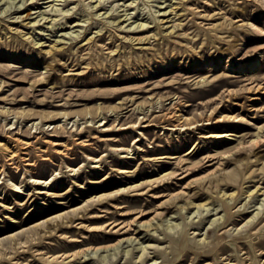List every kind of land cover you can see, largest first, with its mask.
Returning a JSON list of instances; mask_svg holds the SVG:
<instances>
[{
	"label": "rangeland",
	"instance_id": "rangeland-1",
	"mask_svg": "<svg viewBox=\"0 0 264 264\" xmlns=\"http://www.w3.org/2000/svg\"><path fill=\"white\" fill-rule=\"evenodd\" d=\"M52 1L33 5L0 0V264H73L69 259L49 263L48 258L119 239L120 246L89 252L86 257L93 258L85 264L117 259L151 264L152 259L142 262L137 257L147 243L161 246L155 257L158 264H173L181 249L180 257L189 253L186 264L194 257L195 264H212L219 254L198 259L220 237L228 245L217 264L230 255L255 258L253 248L239 243H250L251 220L264 216V187L258 190L264 186V0H177L180 11L188 8L172 20L164 9L174 0H103L104 8L91 7L99 0ZM50 3L64 10H52ZM67 10L77 19L63 29L62 24L52 27L53 18ZM126 10V29L144 22L147 29L161 30L158 39L134 45L125 41L120 52L105 49L92 58H80V46H88L86 51L97 46L69 34H85L87 29L95 36L101 29L103 42L109 43L115 29L108 20L119 22L121 14L124 20ZM205 10L219 13L206 18L201 16ZM95 12L99 14L91 18ZM223 14L232 19L228 27L223 26ZM37 16L40 20L32 25ZM80 16L87 20L80 21ZM82 21L86 26H74ZM8 25L21 32H8ZM124 33L115 45H121ZM56 42L65 47L62 54L45 51L48 43ZM224 88L229 93L219 95ZM101 121L105 125L98 126ZM220 133L225 136H217ZM118 147L129 148V153ZM219 161L226 163L220 170L232 168L234 174L211 183ZM54 174L46 188L28 180ZM8 180L21 183L25 193L11 188ZM186 184L191 193L159 208L168 194ZM39 188L48 192L39 193ZM249 188L256 189L252 193ZM187 197L195 203L182 205ZM157 209L163 212L153 221L156 225L138 229L136 218L147 221ZM122 221L133 222L131 229L114 232ZM262 230L254 241L264 239V225ZM40 232L47 234L40 237ZM205 235L209 243L202 244L199 237Z\"/></svg>",
	"mask_w": 264,
	"mask_h": 264
},
{
	"label": "bare ground",
	"instance_id": "bare-ground-1",
	"mask_svg": "<svg viewBox=\"0 0 264 264\" xmlns=\"http://www.w3.org/2000/svg\"><path fill=\"white\" fill-rule=\"evenodd\" d=\"M22 1V0H21ZM24 2H25V0H23ZM27 2L29 1L30 3H32L33 5L34 4H39L40 2L39 1H41V0H26ZM47 1H52V0H47ZM65 1H70L71 2V0H65ZM73 1V0H72ZM95 2L97 1V0H94ZM108 1V0H107ZM6 2V1H5ZM52 2H54V1H52ZM56 2V1H55ZM58 2H60V1H58ZM181 2H183V1H181ZM61 3V2H60ZM133 3V2H132ZM131 3V4H132ZM176 3H177V0H174V1H172V2H170V3H168L166 6H165V9H164V14L165 15H167V12L169 11V13H168V16L170 17L171 15H172V17H171V20L173 19V18H176V16L177 15H180L181 14V12L182 11H184V10H186L188 7L185 5V6H182V8H181V11H180V9H178L177 8V5H176ZM21 4V3H20ZM51 4L52 3H50V6H51ZM65 4V3H64ZM107 4V3H106ZM131 4H129V5H131ZM12 5V4H11ZM10 5V6H11ZM55 4L53 3L52 4V10L54 9H60V10H62L63 8H58V7H55L54 6ZM59 5V4H58ZM90 5V4H89ZM97 5L98 6H101V8H104L105 7V4H104V1L103 0H99L98 1V3H96V5H92V3H91V7L92 8H95V6H96V8H97ZM126 6H129L128 4H125ZM36 6V5H35ZM49 6V5H48ZM67 6V5H66ZM120 6V5H119ZM123 6V5H122ZM3 7V6H2ZM19 7V6H18ZM17 7V8H18ZM90 7V6H89ZM162 7V6H161ZM21 8V7H20ZM99 8V7H98ZM100 8V9H101ZM113 8V7H112ZM126 7H124V9H125ZM4 9V8H3ZM89 9V8H88ZM119 9V8H118ZM117 9V10H118ZM64 10V9H63ZM66 10V9H65ZM127 10H128V7H127ZM127 10L126 11H124V14H126V17L124 18V20H121L122 19V16H123V14H121L120 16H119V22H117L116 21V23H115V21L113 20V21H110V20H108L109 21V23L112 25V27H114V36H113V39H112V41L111 42H103L104 41V39H105V37L104 36H106L102 31H101V29L100 30H97V31H95L97 34L94 36L93 34L92 35H90V32L88 31L87 32V29H86V31H85V34H81L80 32H74L73 30V32L74 33H76L75 35H73V34H69V36L70 37H75L76 39H78L80 36H81V38H80V40H78V41H83V40H87V41H85L84 43H91L92 45H96L97 47L95 48V49H93V46H91V48L93 49H90V50H85V49H87V48H89L88 46H87V48L85 47V46H80V48L78 49V51L76 52V53H79L78 55H79V57L80 58H82L83 57V60L85 59L84 57H86L85 55L86 54H89V57H87V58H92L94 55H98V53H101V52H103L105 49H109L108 50V53H114V51H116L117 49H119V51L118 52H120V50H122V47L123 46H125L127 43L125 42V41H128L130 44H132V45H134V43H146L145 41L146 40H151V38H154L155 40L156 39H158V37H159V35L162 33L161 32V30L159 29H151V28H146L145 27V23L144 22H137V26H134V28H132V24H130V27H129V29H126L125 27H127V26H125V23H123L125 20H127L128 19V14H130V13H128L127 12ZM4 12H5V10H3ZM9 10H7L6 12H8ZM107 11V10H106ZM32 12V11H31ZM44 12H46V11H44ZM68 12V10L67 11H63L62 13H60V14H62L61 16L62 17H58V18H53L52 19V17H51V19H49L48 21L50 22L51 20H53V21H51L52 22V24H51V26L53 25H57V24H62V26H61V29H63V27L65 26V27H67L65 24L69 21L70 22V20L71 19H73V20H75V19H77V16L76 15H74V13L75 12H73L72 14H70V13H67ZM121 12V11H120ZM191 12V11H190ZM195 12V11H194ZM201 12L202 11H198V13L199 14H201ZM205 12H206V10H205ZM41 14H44L43 12H40ZM101 13V12H100ZM103 13V12H102ZM101 13V14H102ZM104 13H106L105 11H104ZM217 13H219V11H217V12H214V13H211L210 11H208V12H206V13H203V14H201V16H203V17H206V18H213ZM94 14H99L98 12H95V13H92V15L90 16L91 18L93 17V15ZM113 14V13H112ZM11 15V14H10ZM17 15V14H16ZM20 15V14H19ZM90 15V14H89ZM9 16V15H8ZM118 16V15H117ZM137 16V15H136ZM223 16V18L225 19V22H226V24H224L223 26L224 27H228L231 23H232V19H228L224 14L222 15ZM15 17H17V18H19L20 16H15ZM45 17V15L43 16V18ZM64 17H66V19H65V21H61V19L62 18H64ZM11 18H12V16H11ZM16 18V19H17ZM37 18H38V16H37ZM40 18H41V16H40ZM42 18V19H43ZM48 18H49V16H48ZM88 18H89V16H88ZM100 18H101V16H100ZM99 18V19H100ZM16 19H14V20H12V21H14V22H19L20 20H16ZM79 19H80V21L81 20H84V21H86L87 19H82V16H80L79 17ZM79 19H78V21H79ZM156 19V18H155ZM40 19L38 18L37 20H34V21H32V25H36V23H37V21H39ZM169 20V19H168ZM168 20H166V23L168 22ZM170 20V21H171ZM47 20H45V22H46ZM155 21H157V19L155 20ZM159 21V20H158ZM50 22V23H51ZM160 22V21H159ZM38 23H41V22H38ZM91 23H92V21H91ZM123 23V24H122ZM133 23V22H132ZM180 23L181 22H179V23H175V24H172L171 26H172V29L170 30V32H167L166 33V35H168V33H171L173 30H174V28L176 27V26H180ZM43 24V23H42ZM46 24V23H45ZM90 24V23H89ZM88 24V25H89ZM164 24V23H163ZM27 25V24H26ZM40 25V24H39ZM50 25V24H49ZM76 25H80L81 27H83V26H86V25H84L83 24V21L81 22V23H79V22H75V24H74V26H76ZM182 25V24H181ZM188 25V24H187ZM48 26V25H47ZM51 26H50V28H51ZM52 26V27H53ZM189 26V25H188ZM45 27H46V25H45ZM68 27H72L71 25H69ZM148 27H151V26H148ZM186 24L184 25V27H183V29H185L186 30ZM17 30H15V31H18V32H21V29L19 30V28H17V27H15ZM15 28H12L11 26H9L8 25V32L10 31V30H12V29H15ZM80 28V27H79ZM78 28V29H79ZM155 28V27H154ZM169 28V27H168ZM49 29V28H48ZM188 29V28H187ZM1 30H3V27L2 26H0V31ZM51 30H52V28H51ZM59 30V29H58ZM77 30V29H76ZM120 30V31H119ZM70 31V30H69ZM80 31V30H79ZM100 31V32H99ZM143 32V34L142 35H138V36H136V35H132V32ZM153 31V32H152ZM58 32V31H57ZM65 32V31H64ZM72 32V33H73ZM87 32V33H86ZM94 32V33H95ZM121 32H125L123 35H121V37H122V42H121V45H119V44H117V45H115L116 43V41L119 39V37H120V34H121ZM150 32H152V33H150ZM27 32H23V34L22 35H24V34H26ZM43 33V32H42ZM45 33V32H44ZM66 33H67V31L65 32V33H63L62 35L64 36H66ZM69 36H68V38H69ZM45 37H46V35H45ZM58 38V37H57ZM61 38V37H60ZM59 38V39H60ZM62 39V38H61ZM71 39V38H70ZM72 40V39H71ZM138 41V42H135V41ZM55 41H56V39H55ZM58 41V40H57ZM42 42H44V40L42 41ZM59 42H60V40H59ZM67 43H68V41H66ZM66 42H64V43H66ZM99 42V43H98ZM148 43V42H147ZM141 44V45H142ZM142 47V46H141ZM69 48H70V46H69ZM45 51L46 52H49V53H53V54H55L56 52H58L59 54H62L63 53V51H64V49H65V47H63L62 45H60V44H58L57 42L56 43H52V44H49L48 43V46H46L45 48ZM69 51V50H68ZM67 51V52H68ZM72 51H74V50H72ZM117 52V51H116ZM65 53V52H64ZM75 53V54H76ZM74 55V54H73ZM77 55V56H78ZM101 55V54H100ZM76 56V55H75ZM71 57V56H70ZM69 57V58H70ZM71 59V58H70ZM76 59V58H75ZM83 62V61H82ZM70 63L71 62H68V64L66 65V67H67V69L69 70V72L68 73H71V70L73 69L72 68V66L70 65ZM59 64V63H58ZM74 64V63H73ZM48 65H50L51 67H53V64H52V61H50L49 62V64ZM84 70V69H83ZM82 70V71H83ZM167 70V69H166ZM81 72V71H80ZM80 72H78V73H80ZM131 74V73H130ZM133 75V74H132ZM96 77V76H95ZM94 77V78H95ZM100 77H101V75H100ZM106 77V76H105ZM114 77V76H113ZM117 77V76H116ZM104 78V77H103ZM111 78H112V76H111ZM115 78V77H114ZM117 79V78H116ZM253 86H256L257 85V87H260V84H258V83H254L253 82V84H252ZM31 86H32V84H31ZM250 88V87H249ZM111 90V89H110ZM109 91V90H108ZM112 93V92H111ZM229 93V90L227 89V88H224V89H222V91H221V93L219 94V95H221V94H228ZM111 95V94H110ZM216 98H218V95H216L214 98H212L211 100H209V101H212L213 99H216ZM121 102V101H120ZM158 102V101H157ZM161 102V101H160ZM156 105V104H155ZM159 105V104H158ZM115 106V105H114ZM120 106V105H119ZM140 106V105H139ZM138 108V107H137ZM142 109V108H141ZM139 110V109H138ZM146 111V110H145ZM149 111V110H148ZM114 112V111H113ZM67 113V112H66ZM110 113V112H109ZM70 114V113H69ZM111 114H112V112H111ZM221 115V114H220ZM224 115V114H223ZM222 116V115H221ZM220 116V117H221ZM232 116V115H231ZM236 116V115H235ZM117 117V116H116ZM143 117V116H142ZM190 117V116H189ZM107 118V117H106ZM232 118V117H231ZM103 119V118H102ZM147 119V118H146ZM218 119V118H217ZM237 119V118H236ZM141 120V119H140ZM219 120H222V118H220ZM87 121V120H86ZM100 121V120H99ZM107 121V120H106ZM138 121V120H137ZM178 121H179V119H178ZM90 122V121H89ZM119 122V121H118ZM139 122V121H138ZM181 122V121H180ZM37 121H33L32 122V124H36L37 125ZM106 123V122H105ZM105 123L103 122V121H101L100 122V124H98V126H100V125H105ZM120 123V122H119ZM188 123V122H187ZM91 124V123H90ZM133 124H135V123H133ZM181 124V123H180ZM190 124V123H189ZM188 124V125H189ZM193 124V123H192ZM192 124L190 125V126H192ZM50 125V124H49ZM130 125H132V124H130ZM140 125V124H139ZM176 125H179V122L178 123H176L175 124V126ZM55 126V125H54ZM127 126V125H126ZM180 126V125H179ZM178 126V127H179ZM189 126V127H190ZM164 127V126H163ZM167 127V126H166ZM186 127V126H185ZM169 128V127H168ZM173 128H175V127H173ZM188 128V127H187ZM191 128V127H190ZM107 129V128H106ZM181 129V128H180ZM183 129V128H182ZM212 135H214V134H212ZM217 136H225V134H223V133H220V134H218ZM137 138V137H136ZM135 140V139H134ZM133 140V141H134ZM136 141H137V139H136ZM254 141H258V137L257 138H255L254 139ZM54 143H56V142H54ZM119 148V147H118ZM131 148V147H130ZM125 149V150H124ZM119 150H123V151H125V152H127V153H129V148H125V147H120L119 148ZM132 151V150H131ZM14 154V153H13ZM123 155H128V154H123ZM13 157V156H12ZM90 157V156H89ZM260 158H262V157H260ZM259 159V158H258ZM97 160H99V158H96L95 159V161H97ZM238 161L240 160V159H237ZM262 161V160H261ZM231 162V161H230ZM229 162V163H230ZM263 163H264V158H263V161H262ZM223 163H225L224 161H219V163L215 166V168L212 170V172L211 173H214L213 175H212V178H211V180H209L211 183L212 182H214L215 181V179L216 180H221V181H223L224 179H226V178H228V177H232L233 176V174H234V172H232V168H221V170H220V165H223ZM232 163V162H231ZM226 164V163H225ZM233 164H235V162H233ZM228 165V164H227ZM224 166V165H223ZM70 168V167H69ZM74 169V168H73ZM77 169V168H76ZM79 169V168H78ZM215 169H216V171H215ZM28 170V169H27ZM217 171H220L219 173H215V172H217ZM56 173V172H55ZM187 175V173L186 174H183L181 177H184V176H186ZM214 176V177H213ZM30 177V176H29ZM5 178V177H4ZM55 178V174L54 175H52L50 178H46V179H44V178H41V177H34V176H31L30 177V179H28L29 180V182H31L32 184H36V185H41V186H43V188H46V187H48V186H50V183H51V181L53 180ZM203 179V178H202ZM2 180H0V182H1ZM7 181V180H6ZM194 181V180H193ZM192 181V182H193ZM3 182V181H2ZM8 182H9V184H10V187L11 188H13V189H15V190H17V191H19V192H23V193H25V188H23V185L21 184V183H17V182H13V181H9L8 180ZM189 183V185L191 184V182H188ZM140 184V183H139ZM138 184L136 183L135 184V186H137ZM188 184H186L184 187H182L178 192H175V193H170V194H168L167 195V198L166 199H164V200H162L160 203H159V205L158 206H160L159 208H162V207H165L166 205H167V203H171V202H174V203H176L177 204V199H180V197H181V195H185V193L187 192L186 190L187 189H185L186 187H188L189 186ZM131 187H132V185H131ZM264 186H258V190H260V189H262ZM43 188H39L38 190H37V192H39V193H45V192H48L47 190H45V189H43ZM123 188V187H122ZM125 188H127V186L125 187ZM129 188H130V186H129ZM257 188V187H256ZM256 188H254V189H252V188H249V191H251L252 193L255 191V189ZM121 189V188H120ZM119 189V190H120ZM111 192H114V191H111ZM190 193H191V191H189ZM189 192H187V193H189ZM235 192H236V190L235 191H232L231 193H230V199L232 200V199H234V196H235ZM26 193H27V191H26ZM263 193H264V191H263ZM106 194V196H107V193H105ZM105 194H102L101 193V195L102 196H105ZM112 194V193H111ZM224 194H226V193H224ZM223 194V195H224ZM109 195V194H108ZM113 195V194H112ZM186 195H189V194H186ZM99 197H101V196H99ZM232 197V198H231ZM263 199V198H262ZM230 200V201H231ZM230 201H229V203H230ZM195 202H194V200L193 199H191L190 197H187L186 198V200H185V202L182 204V205H184V204H188V206L190 205V204H194ZM201 203V202H200ZM199 203V204H200ZM206 202L204 201L202 204H205ZM252 203V202H251ZM198 204V203H197ZM247 204V203H246ZM255 205V204H254ZM204 206V205H203ZM245 206V205H244ZM252 206V205H251ZM182 207H184V206H182ZM248 209H250V207H247ZM242 209V208H241ZM259 209V208H258ZM216 210H218V209H216ZM239 210V209H238ZM211 211V210H210ZM230 209L227 207V209H226V212L229 214L230 213ZM248 211V210H247ZM246 211V212H247ZM250 211V210H249ZM260 211V210H259ZM163 211H160V209H157L156 211H155V214L149 219V220H147V221H141L140 219H138V218H136V223H137V226H138V229H140L139 227H143L144 226V228H146V229H149L148 227L152 224H154V225H156L155 224V222L153 223V221L155 220V218L157 217V215L159 216V214H161ZM216 212V211H215ZM221 212V211H220ZM236 212V211H235ZM251 212V211H250ZM249 212V213H250ZM257 212H258V210H257ZM237 213V212H236ZM243 214H245V212H242ZM256 213V212H255ZM260 213H261V211H260ZM240 214V213H239ZM254 214V213H253ZM264 214V213H263ZM141 214H139L137 217H139ZM255 215V214H254ZM256 215H258V213L256 214ZM253 216V215H252ZM251 216V217H252ZM217 217V216H216ZM219 217V216H218ZM221 217V219L224 217V215H222V216H220ZM237 217V216H236ZM243 217V216H242ZM238 218V217H237ZM245 218V217H244ZM253 218V217H252ZM251 218V219H252ZM255 218H257V217H254V219ZM218 219V218H217ZM234 219V218H233ZM254 219L253 220H251V228H250V230H249V232H248V240L250 241V243L248 244L247 242H244V241H242V243H239V246H242L243 247V245L244 246H248L250 249H252L253 248V250H252V252L254 251V253H255V258H241V257H234V256H232V257H234L235 259H237V262L239 263V261H240V264H246V262H249V264H264V239H263V237L261 238V237H259L256 241H254V238L255 237H258V235L260 236L261 234H262V228H263V225H264V223H263V221H264V216H262V217H260V218H258V220H256V222L254 221ZM215 222H214V224L217 222L216 220H214ZM235 220H233V222H234ZM248 221H250V220H248ZM67 222V224H69V221H66ZM135 222V221H134ZM232 222V221H231ZM113 223V222H112ZM213 223V222H212ZM235 223H236V221H235ZM235 223H233V224H235ZM244 223V222H243ZM247 223V222H246ZM245 223V224H246ZM263 223V224H262ZM115 224H117V223H115ZM114 224V225H115ZM132 224H133V222H123L122 221V224L120 225V227L119 228H115L113 231L114 232H116V231H118V229H123L124 228V230L122 231V232H126V231H129L130 229H131V227H132ZM211 224V223H210ZM220 224H221V222H220ZM107 225H109V224H107ZM136 225V224H135ZM216 225H218V224H216ZM244 225V224H243ZM243 225H241V227L243 226ZM160 226V225H159ZM235 226V225H234ZM98 227V226H97ZM101 227H104V225H101L100 226V228ZM225 227V226H224ZM240 227V228H241ZM156 228H157V226H156ZM236 229H237V227H235ZM153 229H155V228H153ZM221 229V228H220ZM232 229V228H231ZM239 229V228H238ZM134 230V229H133ZM136 230H137V228H136ZM135 230V231H136ZM152 230V229H151ZM160 230V229H159ZM245 230L247 231V229L245 228ZM49 231H53L52 229L51 230H49ZM220 231V230H219ZM227 231H230V230H227ZM155 232H156V230H155ZM225 232V230L223 231V232H221V235L223 234ZM153 233H154V231H153ZM46 235L47 234V232H44V233H41L40 232V237L41 236H43V235ZM154 234H156V233H154ZM205 233H203V235H204ZM13 235V234H12ZM146 236V235H145ZM12 237V236H11ZM160 237V236H159ZM241 237V236H240ZM234 238H238V236H236V237H234ZM246 238V239H247ZM74 240H76L75 238H73ZM72 239V240H73ZM152 239V238H151ZM199 239H201V241H199V242H201L202 244H204V243H206V242H208L209 240H206L207 239V236L205 235V236H201V237H199ZM31 240H32V238H31ZM123 239H119V240H117L116 242H110V243H107V244H104V245H95V246H87V247H82V248H78V249H74V250H71V251H68V252H65V253H63V254H52V255H50L49 256V263L51 262V263H54V262H64L66 259H69L68 261H70V260H73V261H75V263H73V264H85L86 263V261H89L90 259H92L93 257L92 256H90V257H86V255L89 253V252H91L92 250H96L95 252H98L97 250H105V249H107L108 248V250H109V248H111V247H117L118 245H119V243L122 241ZM127 240H131V242L134 240H136V237L134 238V239H132V237H129ZM153 240V239H152ZM198 241V240H197ZM136 242H140V241H136ZM209 243V242H208ZM143 244V243H142ZM210 245V244H209ZM227 245L228 244H226L225 243V241L224 242H222V238L220 237L216 242H215V244H213V245H210L208 248H206L204 251H203V253L204 254H201L200 255V257H199V259L198 260H200V259H202L203 257H201V256H210L211 254L210 253H215V254H219L220 255V253H222L220 256L218 255V257L217 258H214V263H212V264H217L218 262L217 261H219L218 259L219 258H221V257H223L222 255H224V252L227 250ZM250 245V246H249ZM120 246V245H119ZM141 247V246H140ZM163 247V246H162ZM167 247V246H166ZM229 247H231V246H229ZM161 248V246L159 245V244H155V243H147V244H144V245H142V247L139 249V254L137 255V257H138V259H140V261H142V262H145L148 258H150L149 260H151V264H158V262H157V258H155L156 257V255L158 254V251H159V249ZM172 248V247H171ZM244 248V247H243ZM111 249H113V248H111ZM129 249H132V248H129ZM128 250V249H127ZM163 250H164V248H163ZM184 249H181L180 251L182 252ZM93 251V252H94ZM126 251V250H125ZM244 251V250H243ZM116 252H118V251H116ZM115 252V253H116ZM127 252V251H126ZM129 252V251H128ZM157 252V253H156ZM180 252V253H181ZM134 253V252H133ZM152 253H154L153 255H152ZM180 253L179 254H177L175 257H174V259L172 260L174 263L173 264H186V261H187V259L189 258H187V256H188V252L186 253V255L185 256H182V257H180ZM124 254H125V252H124ZM246 254V253H245ZM90 255H92V253L90 254ZM126 255H128V253L127 254H125V256ZM136 255V254H135ZM261 256L260 258L259 257H257V256ZM114 256V255H113ZM231 256V255H230ZM230 256H226V260L227 261H225L224 263H223V261H222V264H238L237 262H234L235 260H234V258H230ZM244 256V255H243ZM113 258V257H112ZM116 258V257H115ZM195 257L193 258V260L189 263V264H195ZM245 259H248V260H246L245 261ZM234 260V261H233ZM239 260V261H238ZM77 261V262H76ZM135 261H138L137 260V258H136V260ZM139 262V261H138ZM168 263H170V262H168ZM111 264H128V260L126 259L124 262H122V261H120V259H117V260H114V261H112L111 262ZM170 264H172V262L170 263ZM204 264H211V262H206V263H204Z\"/></svg>",
	"mask_w": 264,
	"mask_h": 264
}]
</instances>
